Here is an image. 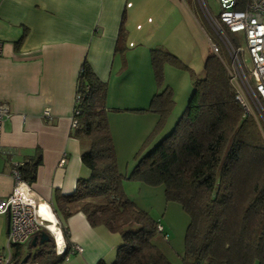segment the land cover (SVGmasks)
Listing matches in <instances>:
<instances>
[{"label": "trees", "instance_id": "16d2710c", "mask_svg": "<svg viewBox=\"0 0 264 264\" xmlns=\"http://www.w3.org/2000/svg\"><path fill=\"white\" fill-rule=\"evenodd\" d=\"M125 21L122 17L115 52L126 47ZM24 38L25 33L14 43L16 49ZM208 52L203 78L189 71L192 92L180 117L138 157L174 106L168 86L152 97L147 110L159 118L127 173L118 166L107 118V112L121 109L105 105L106 83L87 59L81 64L72 106L74 135L85 145L81 163L90 174L77 179L71 194L57 195L51 208L61 224L79 212L91 227L102 225L119 234L121 242L110 264H172L153 242L158 222L127 197L125 180L160 186L164 201L186 212L183 264H264V130L244 114L223 64ZM150 54L159 86L166 63L189 69L162 47ZM39 163L40 157L26 158L14 168L30 186ZM66 251L57 254L50 234L41 228L27 245L13 246L8 264H60Z\"/></svg>", "mask_w": 264, "mask_h": 264}, {"label": "crops", "instance_id": "0c3cea01", "mask_svg": "<svg viewBox=\"0 0 264 264\" xmlns=\"http://www.w3.org/2000/svg\"><path fill=\"white\" fill-rule=\"evenodd\" d=\"M167 1L174 0H0V104L8 110L0 130V198L12 191V167L26 158L40 157L29 188L45 208L57 195L71 194L77 179L89 176L81 163L85 145L74 135L75 128L70 131L76 79L84 59L106 83L105 105L121 109L107 112L108 127L118 166L128 172L124 161L133 157L158 121V115L146 109L155 93L149 49L163 46L172 51L181 43L180 26L188 23L186 13L183 23L169 17L172 9H167ZM122 17L128 35L119 53L114 48ZM23 33L16 49L14 43ZM170 74L175 75L171 69L164 71L169 87ZM177 117L172 110L168 113L144 152ZM123 188L134 202L133 193ZM8 226L7 220L6 233ZM59 227L69 247L82 248L81 253L65 255L60 264L113 262L121 242L115 233L102 225L91 227L79 212L59 222ZM169 262L181 264L177 259Z\"/></svg>", "mask_w": 264, "mask_h": 264}, {"label": "built area", "instance_id": "2783aa9c", "mask_svg": "<svg viewBox=\"0 0 264 264\" xmlns=\"http://www.w3.org/2000/svg\"><path fill=\"white\" fill-rule=\"evenodd\" d=\"M195 1L214 39L207 37L209 49L224 65L235 100L244 114L251 117L260 130L264 129V0H218L217 17L210 14L205 0ZM226 30L231 35L241 32L244 45H239L237 38L229 37ZM7 114L6 106L0 104V130ZM71 119L70 131L76 124L73 116ZM16 165L11 169L12 191L8 197L0 198V214L7 216L9 224L6 242L0 245V264L9 263L13 245L26 243L39 229L48 228V219L40 215L41 206L29 185L20 180ZM47 208H43L45 212ZM60 242V246L56 242L57 254L66 250L65 242ZM81 252L82 248L73 244L65 255Z\"/></svg>", "mask_w": 264, "mask_h": 264}, {"label": "rangeland", "instance_id": "374dc122", "mask_svg": "<svg viewBox=\"0 0 264 264\" xmlns=\"http://www.w3.org/2000/svg\"><path fill=\"white\" fill-rule=\"evenodd\" d=\"M178 2V4H177ZM167 5V9L171 10V18L175 19V22H185L183 18V13H186L187 22L186 25L180 26L181 29V43L177 45L172 51H168L174 54L179 60L186 65L189 69L176 68L168 63L164 65L163 69V78L164 71L172 70L175 75L172 76L171 90L173 94L174 106L171 109L174 114H177L179 118L180 113L184 110L187 104V100L192 92V77L190 76L189 71L192 70L194 75L197 78H203V62L208 55L209 51V41L207 37L211 40H214L210 32L209 27L207 26L202 11L199 8L198 4L194 0H174L164 2ZM208 10L211 15L217 17L220 12V5L218 0H205ZM180 9V10H179ZM183 11V12H182ZM234 38H237L238 44L243 46V34L238 32L232 35ZM157 38V37H156ZM156 38L152 41H156ZM164 50L165 47L161 46ZM153 48H156L153 46ZM153 48H150L149 51ZM167 50V49H166ZM167 65V69H166ZM170 66V67H169ZM224 66V65H223ZM172 67V68H171ZM174 68V69H173ZM152 69V68H151ZM225 69V67H224ZM152 79L154 80V95L156 93L162 92V89L166 88L167 82L165 78L163 79V84L159 86L154 79L153 69H152ZM165 83V84H164ZM169 87V86H168ZM148 109V108H146ZM159 118V117H158ZM251 118V117H250ZM255 122V121H254ZM257 124V123H256ZM258 126V125H257ZM259 128V127H258ZM260 129V128H259ZM262 129V128H261ZM264 130V129H262ZM261 131V130H260ZM159 137L161 134L158 135ZM137 152V151H136ZM139 151L138 157L142 156L144 153ZM135 154V152L133 153ZM131 154L130 156H133ZM134 157V156H133ZM132 157V158H133ZM128 158L124 161L126 169L128 167V172L133 168L135 159ZM118 162V160H117ZM129 184V185H128ZM128 188L135 199V203L140 208H144L150 216L159 221L160 225H164L166 237L162 233L156 232L153 236V242L158 247L161 252H164L166 256L171 260L177 259L181 261V254L184 249V233L188 223V216L186 212H183L180 206L176 203H166L164 201V196L162 201L160 197L163 195V189L161 187H145L144 190L139 187V182H130L124 181L123 187ZM144 187V186H142ZM162 191V194L161 192ZM136 194V195H135ZM101 200V199H99ZM138 200V201H137ZM7 220L4 214L0 215V245L5 244L7 238ZM114 233V232H113ZM119 239V234L115 233ZM168 237V238H167ZM120 240V239H119ZM171 243V247L169 245ZM22 245H27L23 243ZM168 259V260H169ZM169 260V261H170ZM172 263V262H171ZM181 264L182 261H181Z\"/></svg>", "mask_w": 264, "mask_h": 264}, {"label": "clouds", "instance_id": "9594fccd", "mask_svg": "<svg viewBox=\"0 0 264 264\" xmlns=\"http://www.w3.org/2000/svg\"><path fill=\"white\" fill-rule=\"evenodd\" d=\"M46 206H48L47 211H49V212H51V213L53 214V216H54V218H55V221H56V222L54 223V222H52L51 219H50V220H48L47 225H49L51 222H52L54 225H56V228L59 230V235H60V239L58 238L59 246H60V244H61L60 241H64V238H63V236H62V230H61V228L59 227V221H58V219L55 217V215H54V213H53V211H52L51 206H49V205H46ZM156 226H157V232L162 233L163 236L166 237V234L163 233V227L160 226L159 223H158ZM48 227H49V226H48ZM159 227H161V231H159ZM44 230H45V231H48V233L50 234V236H51V238H52V241L54 242L55 251H56V253H57L58 248H57V246H56V242H57L56 235H55L52 231L50 232V231L48 230V228H47V229H44ZM31 239H33V236H32ZM31 239H30V240H31ZM30 240H28V241H30ZM28 241H27V242H28ZM27 242H26V244H27ZM64 242H65V241H64ZM13 246H14V245H13ZM13 246H12V247H13ZM66 246H67V243L65 242V248H66ZM66 250H67V248H66ZM66 250H64V251H66ZM66 253H67V251H66Z\"/></svg>", "mask_w": 264, "mask_h": 264}, {"label": "bare ground", "instance_id": "6f19581e", "mask_svg": "<svg viewBox=\"0 0 264 264\" xmlns=\"http://www.w3.org/2000/svg\"><path fill=\"white\" fill-rule=\"evenodd\" d=\"M44 205V204H43ZM41 207H40V215H43L45 218H47L48 220H50L51 219V221L52 222H54V218H52V215H51V212H49V211H44V207L42 206V205H40ZM50 223L48 226V230L50 231V230H52V232H56V234H57V230H56V226L55 225H53V223ZM58 244H59V242H57Z\"/></svg>", "mask_w": 264, "mask_h": 264}]
</instances>
